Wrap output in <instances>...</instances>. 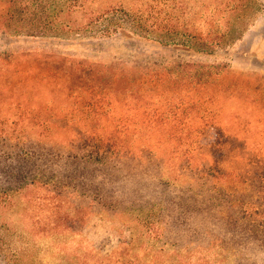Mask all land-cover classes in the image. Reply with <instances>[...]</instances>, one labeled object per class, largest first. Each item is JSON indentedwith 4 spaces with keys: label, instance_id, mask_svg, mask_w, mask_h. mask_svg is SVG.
<instances>
[{
    "label": "trees",
    "instance_id": "1",
    "mask_svg": "<svg viewBox=\"0 0 264 264\" xmlns=\"http://www.w3.org/2000/svg\"><path fill=\"white\" fill-rule=\"evenodd\" d=\"M259 7L258 0H0V34L90 41L120 36L211 54L240 41ZM24 57L33 69L21 71L17 56L0 54V114L7 116L0 119V207L39 192L26 198L39 210L30 231L38 238L57 235L62 264H233V257L250 250L264 254V211L243 201L235 208L236 194L229 195L228 207L214 203V140L219 132L213 110H207L205 130L188 132L192 143L186 148L188 159L179 164V176L173 180L178 182L181 174L187 177L183 192L188 195L187 210L182 222L180 215L171 214L162 233L156 234L170 244L172 254L137 256L148 251L138 228L151 230L136 207L148 197L138 189L143 181L138 171L144 158L155 153L156 147L147 145L155 130L125 127L119 108L123 105L132 114L136 93L181 81L190 96H199L192 108L197 102L210 109L219 95L216 86L230 71L226 64L177 61L158 73L131 69L119 61L73 59L59 53L33 60ZM41 89H51L53 100L42 98ZM148 121L154 125L157 120ZM35 128L68 144L53 153L51 163L48 151L27 140L28 130ZM140 134L148 139L145 146ZM209 135L210 140L197 145L198 137ZM65 147L75 152L65 154ZM198 152L209 162H196ZM171 153L177 155L178 149ZM35 158L41 161L38 166L31 163ZM57 159L73 160L82 171L66 165L55 170ZM128 181L134 183L130 191ZM88 201L113 219L101 216L93 224L90 212L82 208ZM8 233L0 226V264H21ZM242 261L234 264H246Z\"/></svg>",
    "mask_w": 264,
    "mask_h": 264
},
{
    "label": "rangeland",
    "instance_id": "2",
    "mask_svg": "<svg viewBox=\"0 0 264 264\" xmlns=\"http://www.w3.org/2000/svg\"><path fill=\"white\" fill-rule=\"evenodd\" d=\"M258 4L259 12L254 16L243 38L211 54L187 51L181 47H165L154 41L120 36L90 41L26 36L10 38L0 34V54L17 56L22 62L19 67L21 71L34 67L29 68L31 64H26L24 56L33 60L47 53H59L68 58L98 62L119 61L131 69L141 71L147 69V72L158 73L162 67L177 61L226 64L229 67L230 71L222 76L216 86L219 95L216 105L210 109L202 104L198 106L197 102L192 108L191 102L199 96L196 93L190 96L184 82L181 81L161 85L151 93L146 90L142 91L146 94L136 93L131 103H135L137 107L132 114L128 113V108L123 105L119 108L121 116L125 119L123 123L125 127L142 132L148 126H152L155 130L151 131L155 134L149 141L140 134L141 144L144 143L145 146V142L148 141V146L156 147L153 155L144 158L145 162L138 171L143 180L138 184V189L141 190V195L148 194V197L136 207L141 209V221L146 222L151 229L149 231L147 228H138V233L144 234L141 242L148 250L137 252L140 259H144L148 254L150 256H155L156 253L172 254L170 244L163 238L159 239L156 234L162 233L164 223L169 220L171 214L180 215L182 222L183 214L187 210L188 195L183 194L185 186L189 184L187 177L181 174L178 182L175 183L173 180L179 176V164L188 159L185 153L192 145L188 132L205 130L203 116L207 110H213L219 132V136L214 140L217 145L215 155L217 172L215 180L211 181L217 185L215 205L228 207L229 195L236 194L238 199L235 201V208L243 201L255 210L264 211V0H258ZM35 71L34 69L33 73ZM41 90L42 98L53 100L51 89L44 92ZM150 117L156 119L157 123L148 124ZM6 118L5 114H0L1 120ZM5 127L3 124L2 128ZM41 129L28 130L27 140L34 148L48 151L47 160L51 163L53 153L59 152L60 147L64 148L68 144L65 142L63 145L60 138L57 137L55 140L56 138L49 133L41 135ZM171 137L176 140H170ZM207 138L198 137L197 145L210 140V135ZM174 147L178 149L177 155L171 153ZM64 150L65 154L75 152L71 147H65ZM149 160L151 162L146 163ZM195 161L207 163L209 157L198 152ZM31 163L38 166L41 161L35 158ZM59 165H66L69 170L82 171V165L73 160L60 162L57 159V164L53 165L54 169L58 170ZM133 186L134 183L127 182L129 191ZM207 188L210 189L209 186ZM27 196H39V192L26 195V198L31 200L32 198ZM26 198L25 196L14 198L0 207V226L9 229L8 236L14 254L23 260L21 264H62V255L58 250L61 244L57 241V235L51 238H38L30 231L33 217L39 210ZM178 201L180 204L177 205ZM82 208L90 212L92 223L101 216L113 219L111 213L102 211L98 206L94 208L90 201L83 203ZM106 227H110L109 224ZM240 259L246 264H264V254L255 250L248 251L244 256L233 257L231 263H237Z\"/></svg>",
    "mask_w": 264,
    "mask_h": 264
}]
</instances>
